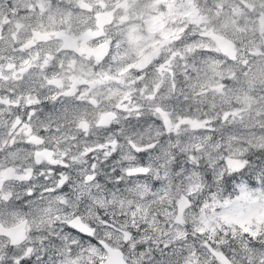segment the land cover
Segmentation results:
<instances>
[{"label": "snow or ice", "instance_id": "obj_1", "mask_svg": "<svg viewBox=\"0 0 264 264\" xmlns=\"http://www.w3.org/2000/svg\"><path fill=\"white\" fill-rule=\"evenodd\" d=\"M0 264H264V0H0Z\"/></svg>", "mask_w": 264, "mask_h": 264}]
</instances>
